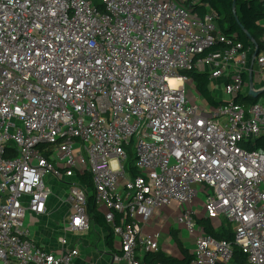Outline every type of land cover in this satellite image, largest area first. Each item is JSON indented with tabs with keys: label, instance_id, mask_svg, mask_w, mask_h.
I'll use <instances>...</instances> for the list:
<instances>
[{
	"label": "built area",
	"instance_id": "2783aa9c",
	"mask_svg": "<svg viewBox=\"0 0 264 264\" xmlns=\"http://www.w3.org/2000/svg\"><path fill=\"white\" fill-rule=\"evenodd\" d=\"M193 4L0 0V264H75L66 232L47 250L25 223L26 211L46 212L47 175L70 207L66 230L90 228L92 195L126 264L159 250L144 226L172 202L195 237L190 264L228 263L234 246L264 264V151L248 146L264 138V105L235 100L251 48ZM218 43L228 46L205 52ZM253 62L263 76L264 52ZM192 70L224 77L216 108L193 98ZM195 201L231 225L232 241L205 232Z\"/></svg>",
	"mask_w": 264,
	"mask_h": 264
},
{
	"label": "crops",
	"instance_id": "0c3cea01",
	"mask_svg": "<svg viewBox=\"0 0 264 264\" xmlns=\"http://www.w3.org/2000/svg\"><path fill=\"white\" fill-rule=\"evenodd\" d=\"M200 1L201 0H194V3H200ZM261 24L264 26V19L261 20ZM263 52L264 49L259 51V53ZM241 67L243 69L246 84L240 94L250 95L248 94L249 78H252L253 90L260 92L256 96H250L256 98L258 102L264 105V74L263 76L258 74L257 65L255 62H252L251 52L247 53L246 61ZM209 80L210 88H212L213 83L215 85H222L225 82L224 77L212 78ZM202 100L205 101L204 99ZM44 181L50 189L55 188L59 193L58 195L51 194L48 196L45 213L34 216L29 211H26L25 223L29 226L30 236L36 240L41 247L47 250H55L58 246L57 236L66 232L68 237L76 242L79 249V256L76 258L75 264H126L125 260H119L116 257L120 253V250L115 244L111 229L106 222L93 221L87 232L66 230V216L70 207L64 200V194H61L63 190L50 175L45 176ZM198 202L199 201H195L194 204L188 205L187 207L195 206L198 209V205H196ZM167 209L168 208L165 207L156 212L151 220L144 226V230L147 232H159V250L163 252L164 255L181 258L183 257L184 249L189 250L191 253L193 252L195 237L188 232L190 242H187L189 241L187 238H182L181 229L185 230V227L177 221L179 209L175 210V217H170ZM200 218H203L202 211L196 216L197 220ZM211 224L213 227L220 225L219 221H214ZM175 238L179 240V243L176 242Z\"/></svg>",
	"mask_w": 264,
	"mask_h": 264
},
{
	"label": "trees",
	"instance_id": "16d2710c",
	"mask_svg": "<svg viewBox=\"0 0 264 264\" xmlns=\"http://www.w3.org/2000/svg\"><path fill=\"white\" fill-rule=\"evenodd\" d=\"M233 0H201L200 3H194L192 6V11L203 15L207 12L208 8H212L218 14V25L220 30L227 36L231 37L234 41H239L242 43L243 47L251 48V54L255 50V45L248 38L246 32L243 28L250 34L252 39L256 43V48L258 51L264 49V26L261 24V20L264 19V0H235V13L232 9ZM227 43H218L211 46L205 52L213 49L227 47ZM192 76L195 92L204 99L212 108H216L221 101L215 99L211 93L210 80L205 72L192 70L189 72ZM245 79L244 74H242ZM237 102L243 105H248L257 102L256 98L250 95L238 94L235 98ZM251 149H262L264 151V138L258 137L254 140V143L248 144ZM131 150L130 147H128ZM133 162V155L129 152V157L127 161V169L135 174L136 170L131 166ZM79 178L83 183H85L89 188L92 187L89 174L82 173ZM87 212L90 218V224L94 222H105L103 213L95 205V201L92 195H89L87 199ZM206 233L211 234L217 239H225L228 241L233 240V230L231 225L224 219L217 227H213L210 220L207 218H200L197 220ZM112 234V232H111ZM109 234V235H111ZM176 242L179 243L177 238ZM193 252L189 250H183V257L176 258L173 256H166L160 250L155 252H147L144 254L143 258L146 264H190L193 259ZM224 264H247V259L245 254L237 246H234L233 255L228 263Z\"/></svg>",
	"mask_w": 264,
	"mask_h": 264
},
{
	"label": "rangeland",
	"instance_id": "374dc122",
	"mask_svg": "<svg viewBox=\"0 0 264 264\" xmlns=\"http://www.w3.org/2000/svg\"><path fill=\"white\" fill-rule=\"evenodd\" d=\"M93 1H97L98 2L99 0H93ZM203 69L204 68L202 67L201 71H203ZM215 86L216 85L213 83L212 88H211V93L213 94V96L217 97V95H218V93H219V91L221 89V86L218 87V88L215 87ZM189 87L190 86L187 83V90L189 89ZM192 91H193V94H194L193 95V98H195V100H197L198 102H202V100L198 97V95H196L195 90L193 89ZM228 98H229V96H225V99L226 100H228ZM51 191H52V194L53 195H56V194L58 195V193H59L55 188L51 189ZM61 194H63V192H61ZM198 198L201 199V200H204V195L203 194H199V197ZM196 205H198V209H196V213H199L201 211V204L198 202V204H196ZM166 208H168L167 211L169 212L170 217H175V210H177V209H179L181 207L177 203L172 202ZM195 208L196 207L194 206L193 207V210H195ZM181 233H182L181 237L184 238V239L187 238L189 240L187 242H190V239H189V236H188V231H187V228L186 227H185V230L181 229Z\"/></svg>",
	"mask_w": 264,
	"mask_h": 264
},
{
	"label": "water",
	"instance_id": "95a60500",
	"mask_svg": "<svg viewBox=\"0 0 264 264\" xmlns=\"http://www.w3.org/2000/svg\"><path fill=\"white\" fill-rule=\"evenodd\" d=\"M232 9H233V13L236 16L235 13V0H233L232 2ZM241 28L246 32L248 38L253 42V44L255 45V50L252 54V62L254 60V57L259 53L258 49L256 48V43L255 41L252 39V37L250 36V34L243 28V26H241ZM260 91H255L253 90V86H252V78H249V90H248V94H250L251 96H256Z\"/></svg>",
	"mask_w": 264,
	"mask_h": 264
}]
</instances>
